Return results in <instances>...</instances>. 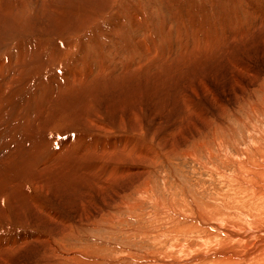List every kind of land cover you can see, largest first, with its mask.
I'll return each mask as SVG.
<instances>
[{"label":"rangeland","instance_id":"374dc122","mask_svg":"<svg viewBox=\"0 0 264 264\" xmlns=\"http://www.w3.org/2000/svg\"><path fill=\"white\" fill-rule=\"evenodd\" d=\"M0 69V264H240L196 221L229 210L264 237L226 199L264 148V0H0Z\"/></svg>","mask_w":264,"mask_h":264},{"label":"bare ground","instance_id":"6f19581e","mask_svg":"<svg viewBox=\"0 0 264 264\" xmlns=\"http://www.w3.org/2000/svg\"><path fill=\"white\" fill-rule=\"evenodd\" d=\"M114 1V0H113ZM112 2V1H111ZM118 2V1H117ZM25 5V4H24ZM46 5V4H45ZM117 5V4H116ZM110 6V5H109ZM40 9V8H39ZM10 13V12H9ZM59 13V12H58ZM141 13V12H140ZM3 14V13H2ZM101 14V13H100ZM113 15V14H112ZM23 16V15H22ZM91 16V15H90ZM94 17V16H93ZM24 19V18H23ZM90 19H91V17H90ZM95 19V18H94ZM96 20H97V18H96ZM88 23V22H87ZM89 23H90V21H89ZM81 24H83L82 22H81ZM96 24V23H95ZM94 24V25H95ZM15 25V24H14ZM80 25V24H79ZM94 25H93V27H94ZM81 26H83V25H81ZM85 26V25H84ZM89 26V25H88ZM75 27V26H74ZM92 27V26H91ZM90 27V28H91ZM79 29H80V27H79ZM75 30V29H74ZM88 30V29H87ZM76 31H77V29H76ZM86 32V31H85ZM84 32V33H85ZM71 37V36H70ZM15 39V38H14ZM71 39H73V38H71ZM70 39V40H71ZM117 52V51H116ZM169 52V51H168ZM149 53V52H148ZM22 54H23V52H22ZM20 56V55H19ZM153 56V55H152ZM151 56V57H152ZM76 58V57H75ZM168 58V57H167ZM18 59V58H17ZM143 59V58H142ZM151 59V58H150ZM159 59V58H158ZM25 60V59H24ZM144 60V59H143ZM148 60V59H147ZM153 60V59H152ZM79 61V60H78ZM131 61V60H130ZM140 61V60H139ZM142 61V60H141ZM146 61V60H145ZM144 61V62H145ZM77 62V61H76ZM75 62V63H76ZM148 62H149V60H148ZM80 63H82V62H80ZM83 64V63H82ZM102 64V63H101ZM126 64V63H125ZM139 64V63H138ZM142 64V63H141ZM146 64V63H145ZM152 64V63H151ZM155 64V63H154ZM75 65V64H74ZM81 64H79V66H80ZM147 65V64H146ZM150 65V64H149ZM2 66V65H1ZM79 66H77V67H79ZM82 66V65H81ZM86 67V66H85ZM17 68V67H16ZM76 68V67H75ZM70 69V68H69ZM83 68H80L79 67V69L76 71H70V73H71V77L70 78H80V77H82L81 76V73L82 72H80V70H82ZM1 71H2V69H0ZM145 70H147V69H145ZM79 71V73H77ZM90 72V71H89ZM92 72V71H91ZM83 75V74H82ZM88 76V75H87ZM88 77H90V76H88ZM9 79V78H8ZM89 79V78H88ZM71 80V79H70ZM74 80V79H73ZM79 80V79H78ZM82 80V79H81ZM262 80V79H261ZM9 81V80H8ZM75 81H77L76 79H75ZM80 81V80H79ZM71 82V81H70ZM123 82V81H122ZM251 82V81H250ZM262 82V81H261ZM76 83V82H75ZM69 86V85H68ZM21 105H23V103H21ZM25 105V104H24ZM249 105V104H248ZM263 106H264V104H263ZM263 106H261V108H263V110H264V107ZM26 106H24V108H25ZM91 107V106H90ZM255 107V106H254ZM253 108V107H252ZM29 109V108H28ZM90 109V108H89ZM32 110V109H31ZM30 110V111H31ZM39 110V109H38ZM88 110V109H87ZM30 113V112H29ZM79 114V113H78ZM28 116V115H27ZM80 115H77V116H75V119L77 118V117H79ZM31 117V116H30ZM73 118H74V116H73ZM86 116L84 117V115L82 116V117H80V120H81V126H84V127H86V128H93V129H100L101 127L100 126H98L97 124H101L102 123V125H103V123H105L104 121H103V119H101L100 120V117H96V118H89V119H87L86 120ZM97 119V120H96ZM78 120H73V122H77ZM94 121L96 122V124H94ZM137 121V120H136ZM69 122H72V120L70 119V121ZM78 123V122H77ZM79 123H80V121H79ZM78 123V124H79ZM71 124V123H70ZM73 124V123H72ZM110 124V123H109ZM120 126L121 127H119V128H117V130L118 131H122V130H126V128H123L124 126L122 125V123L120 122ZM138 124V123H137ZM136 123H135V126L138 128V130L136 129V128H134L136 131H137V133L135 132V134L136 135H138V137L139 138H141L140 136H141V132H142V130H139L140 129V126L139 125H137ZM130 125H132V124H130ZM70 126V125H69ZM104 126H106V124L104 125ZM109 126H111L112 128H115L113 125H109ZM25 128V127H24ZM27 128V127H26ZM108 128V127H107ZM110 128V127H109ZM111 128V129H112ZM132 128V127H131ZM22 129V128H21ZM101 129H104V127L103 128H101ZM100 129V130H101ZM26 130V129H25ZM115 130V129H114ZM29 131V130H28ZM105 131H107V129H105ZM123 132V131H122ZM101 134V133H100ZM102 135V134H101ZM123 135V134H122ZM124 136H125V134H124ZM104 139H107V137H105ZM135 140V139H134ZM127 142L128 143V145L127 146H125V147H122V150H120V151H122V152H119L120 154H118V155H109V154H111L112 153V151H111V149H112V147L114 146V145H110V144H116L117 142L115 141H111L110 143H109V147L108 148H102L103 149V151L102 152H99V155H101V156H106V155H109V156H107V157H105V159H110L111 157H116L115 158V160H113V161H111L112 163L111 164H113V163H118V165L116 164V166H118V167H116V169L114 170L113 169V171L114 172H112L111 171V167H109V169H108V171L106 172V174H111V173H114V174H120V173H123L124 171H125V168L123 167V165L124 164H122V163H120V161L121 162H123L124 160H125V158H127L126 156H128L129 155V153H132V151H131V149L130 148H128V147H134L133 146V144L135 143L134 141H133V143H132V140L130 141V140H128V139H126L125 137H123L122 136V141H120L121 143H122V146H123V143L124 142ZM136 143H139V141L138 140H136ZM140 144V143H139ZM138 144V145H139ZM223 145V144H222ZM250 145V144H249ZM140 146V145H139ZM142 146V145H141ZM236 146V145H235ZM256 146V145H255ZM254 146V147H255ZM94 147V146H93ZM143 147V146H142ZM145 147V146H144ZM251 147V146H250ZM260 147V146H259ZM258 147V149H251V151L249 150H245V148H244V150H242V149H240V152L236 155V157H234L235 159L234 160H232V162H231V165H233L234 164V167H233V169L235 168V172H234V174L231 176V177H229L230 178V180L228 181V184H227V186L229 185L230 186V188L234 191V192H237V193H235V195H239V197L238 198H235V195H232V196H234V197H228V198H226L227 199V201L228 202H231L232 201V203H234L235 205H237V207L239 206V207H242V208H244V209H247V211H248V213H247V211L244 213L245 215H242V214H237V216L238 217H241V220H242V224H246L247 226H252V225H257V226H260L261 228H263L264 229V148L262 147V148H259ZM87 148H89V147H87ZM114 148V147H113ZM166 148V147H165ZM171 148V147H170ZM175 148V147H174ZM257 148V147H256ZM121 149V148H120ZM173 149V148H172ZM176 149V148H175ZM166 150V149H165ZM207 150V149H206ZM242 150V151H241ZM208 151V150H207ZM210 151V150H209ZM252 151H255V152H257L258 153V155H257V157L255 158V159H250V158H248V154L250 153V152H252ZM168 152V151H167ZM173 152V151H172ZM148 153V152H147ZM146 153V154H147ZM169 153H171V152H169ZM237 153V152H236ZM58 154H60L59 152H58ZM93 154V153H92ZM91 154V155H92ZM25 155V154H24ZM97 155V154H96ZM148 155H150V153L148 154ZM148 155H146V157H145V162H147L150 158H151V156H149V159L147 158V156ZM170 155V154H169ZM190 155H193V154H191V152H190V154H189V156ZM55 156L56 157H58V156H60V155H53L52 156V158H55ZM73 156V155H72ZM93 156V155H92ZM98 156V155H97ZM100 156V157H101ZM132 156V155H131ZM61 157V156H60ZM99 156L97 157V158H100ZM130 156H128V160H131V161H129V163H133V161H134V159L136 158V157H130ZM62 158V157H61ZM76 158H78V157H76ZM101 158H104V157H101ZM231 158V157H230ZM58 159H60V158H58ZM57 159V160H58ZM54 160V159H53ZM76 160V159H75ZM137 160V159H136ZM229 161V160H228ZM227 161V162H228ZM51 163V162H50ZM42 164V163H41ZM37 165V164H36ZM106 165H108V164H106ZM115 165V164H114ZM113 165V166H114ZM38 166H40V165H38ZM46 167V166H45ZM54 167V166H53ZM107 167V166H106ZM105 167V168H106ZM41 168V167H40ZM43 168V167H42ZM232 169V170H233ZM111 171V172H110ZM57 172V171H56ZM231 175V174H230ZM227 176V175H226ZM228 177V176H227ZM229 178H227V179H229ZM226 186V187H227ZM229 188V189H230ZM43 188H41L40 189V191L42 190ZM228 189V190H229ZM227 190V191H228ZM41 192H46V189L44 188ZM229 192V191H228ZM227 192V193H228ZM239 192V193H238ZM233 192H231V194H232ZM234 194V193H233ZM240 197H245V198H241L240 199ZM13 199V198H12ZM225 199V200H226ZM38 199H35L34 200V202H33V204L34 205H38L37 203H36V201H37ZM12 201V200H11ZM227 203V202H226ZM231 204V203H230ZM29 205V204H28ZM232 205V204H231ZM234 205V206H235ZM222 206V205H221ZM230 206V205H229ZM30 207V206H29ZM38 207V209H39V211H40V213L41 212H45V210H47V209H43L42 207H40L39 205L37 206ZM223 207V206H222ZM233 207V206H232ZM33 208V207H32ZM224 208H225V206H224ZM228 208V207H227ZM227 208H225V209H227ZM36 209V208H35ZM224 209V210H225ZM35 212V211H34ZM47 212V211H46ZM180 212V211H179ZM178 212V213H179ZM226 212H227V210H226ZM229 213H231L232 214V212L229 210L228 211ZM234 212V211H233ZM238 212V211H237ZM48 213H50V212H47V213H42L43 215H47L48 216ZM229 213L227 214L226 213V215H223L224 216V218H223V216L221 217V227L217 224V223H215V219L213 220L214 222H212L211 220L210 221H208L207 220V218L205 219V217L204 216H199V214H197L196 216H197V219H196V221L197 222H199V224L201 225V226H205V224L207 225V224H211V226L212 225H214V227H218L217 229H221V230H219V231H221V234H223L224 236H226L227 238L229 237V238H232V239H227V238H225L224 236L222 237H219V234H218V236H214V234H210V235H207V236H209L210 237V239H207V240H209L210 241V244H211V242H213V246H215V245H217V246H220L221 245V247H219V248H221L220 250V252H221V254H223V252H225V253H227V254H224V255H226V257H225V259H222V261L223 260H227V259H237V260H239V258L240 259H242V260H240V261H243V262H240V264H242V263H244V264H264V237H262L261 239L260 238H252V236H254V235H257V234H260V233H258L257 231V233L256 232H254V231H243V230H240V228L239 227H241L242 228V226L240 225L239 227H238V225H237V223L234 225L233 223H232V220L233 219H231V216L229 215ZM240 213V212H239ZM51 214V213H50ZM183 215H184V213H182ZM235 214V213H234ZM51 217V216H50ZM53 218H54V216H52ZM51 217V218H52ZM181 217V216H180ZM183 217V216H182ZM233 217V216H232ZM45 218V222H50V220H52V219H48L47 217H44ZM43 218V219H44ZM234 218V217H233ZM236 218V217H235ZM209 219V218H208ZM40 220V219H39ZM38 220V221H39ZM55 220V219H54ZM53 220V221H54ZM236 221H238V218L237 219H235ZM241 220H240V222H241ZM37 221V222H38ZM174 221V220H173ZM42 222V221H41ZM44 222V221H43ZM217 222V221H216ZM239 222V221H238ZM219 223V222H218ZM46 224V223H45ZM174 224V223H173ZM240 224V223H239ZM22 225V224H21ZM40 225H41V223H40ZM237 225V226H236ZM197 227V226H196ZM210 227V226H209ZM213 227V226H212ZM212 227H211V229H212ZM245 227V226H244ZM199 228V227H198ZM210 229V228H209ZM243 229V228H242ZM204 230V229H203ZM245 230V229H244ZM255 230H258V229H255ZM218 231V230H217ZM213 232V231H212ZM210 233V232H209ZM220 233V232H219ZM261 233H262V231H261ZM260 236H262V235H260ZM250 238H252V239H254V241L252 240V243H250V245H246V246H244V244L247 242V240H249ZM204 240L203 241V244H205V243H207V242H209V241H207V240ZM227 241H226V240ZM2 239H0V241H1ZM26 239H23L20 243H21V246L19 247V248H17V250H14L13 252H11L10 254L12 255L13 253H18V252H20V250H18V249H21L22 247H24L25 245H27V242L25 241ZM35 240V239H34ZM245 240V241H244ZM13 241V240H12ZM260 242V243H259ZM1 243H3V242H1ZM5 243V242H4ZM8 243V242H7ZM15 244V243H14ZM13 244V245H14ZM3 245V244H2ZM2 245L0 244V247H2ZM4 245H6V244H4ZM4 245H3V247H4ZM29 245V244H28ZM181 245V244H180ZM7 246L8 245H6L5 246V248H7ZM231 248H230V247ZM255 246V247H254ZM2 247V248H3ZM15 247H17V246H15ZM233 247V248H232ZM9 248V247H8ZM11 248V247H10ZM13 248V247H12ZM184 248V247H183ZM4 249V248H3ZM54 249V248H53ZM188 249V248H187ZM215 249H216V246H215ZM1 250V249H0ZM8 250V249H7ZM10 251V250H9ZM12 251V250H11ZM54 251V253L56 252L57 253V255H55V256H57L58 258L56 259V260H59V261H57L58 263L60 262V258L62 257V250H60V248L59 247H56L55 248V250H53ZM184 251V250H183ZM195 251V250H194ZM49 252V251H48ZM47 252V253H48ZM52 251H50V253H51ZM216 252V251H215ZM214 252V253H215ZM1 253V252H0ZM50 253L48 254L49 256H50ZM176 253H177V250H176ZM7 254H9V253H7ZM9 254V255H10ZM65 254V253H64ZM69 254V253H68ZM71 254V253H70ZM178 254H179V252H178ZM197 254V253H196ZM195 254V255H196ZM200 254V253H199ZM217 254H218V252H217ZM77 255V254H76ZM191 255V254H190ZM65 256V255H64ZM69 256V255H68ZM67 256V257H68ZM82 256H83V253H82ZM81 256V257H82ZM184 256V255H183ZM79 257V256H78ZM181 257V256H180ZM179 257V258H180ZM219 257H221V256H219ZM222 257H224L223 255H222ZM2 256H0V261L2 260ZM50 258V257H49ZM52 259H53V257H51ZM76 258V257H75ZM162 258V257H161ZM183 257H181V259H182ZM187 258V257H186ZM199 258V257H198ZM200 258H201V256H200ZM10 259V258H9ZM70 259V258H69ZM79 259V258H78ZM163 259H164V257H163ZM168 259V258H167ZM171 259V258H170ZM178 259V258H177ZM176 259V260H177ZM192 259V258H191ZM202 259H203V256H202ZM215 259H216V257H215ZM64 260V259H63ZM67 260V259H66ZM180 260V259H179ZM219 260V259H218ZM3 261H5V260H3ZM8 261V260H7ZM53 261V260H52ZM62 261V260H61ZM69 261H71V260H69ZM169 261V260H168ZM245 261V262H244ZM67 263H68V260L66 261ZM71 262H73V260L71 261ZM74 262H76V261H74ZM230 262V261H229ZM57 263V264H58ZM70 263V262H69ZM168 263V262H167ZM171 263V262H170ZM169 263V264H170ZM173 263V262H172ZM217 263V262H216ZM215 263V264H216ZM219 263V262H218ZM217 263V264H218ZM228 263V262H227ZM226 263V264H227ZM230 263H232V261L230 262ZM53 264H54V262H53ZM61 264H64L63 262H61ZM76 264V263H75ZM78 264V263H77ZM160 264V263H159ZM161 264H164V262L163 263H161ZM176 264V263H175ZM222 264V263H221Z\"/></svg>","mask_w":264,"mask_h":264}]
</instances>
